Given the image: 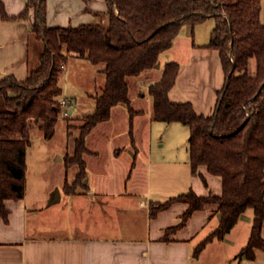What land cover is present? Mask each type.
Wrapping results in <instances>:
<instances>
[{
  "label": "trees",
  "instance_id": "1",
  "mask_svg": "<svg viewBox=\"0 0 264 264\" xmlns=\"http://www.w3.org/2000/svg\"><path fill=\"white\" fill-rule=\"evenodd\" d=\"M106 24L81 23L47 26L46 0H25L24 8L9 15L0 0V17L26 20L34 11L31 31L43 43L38 64L23 80L13 75L0 78V217L7 220L6 199H20L25 193L26 147L33 127L50 139L59 118L79 130L71 154L63 160L66 168L76 166L68 194L85 186L88 153L86 136L101 122L110 119L112 108L126 106L128 134L134 146L133 117L139 111L131 106L128 77L153 68L161 52L170 48L184 24L194 27L207 18L214 20L207 47L218 50L225 81L218 92L215 111L198 114L190 102L169 98L179 71V63L168 61L160 77L148 85L153 119L177 121L188 126V153L191 173L199 168L221 179V192L198 195L192 188L165 200H151L149 216L174 202L187 208L165 235L186 223L191 214L205 205L219 214L217 226L193 249L198 256L213 239H223L240 215L252 208L253 218L247 243L237 257L255 258L264 252L261 228L264 224V23L261 0H105ZM71 56L87 60L102 75V84L90 92L93 109L79 125L70 123L63 104L59 77ZM254 69H250V59ZM71 101V100H70ZM70 110V102L67 105ZM68 186V187H67ZM72 186V187H71ZM211 215V214H210Z\"/></svg>",
  "mask_w": 264,
  "mask_h": 264
},
{
  "label": "crops",
  "instance_id": "2",
  "mask_svg": "<svg viewBox=\"0 0 264 264\" xmlns=\"http://www.w3.org/2000/svg\"><path fill=\"white\" fill-rule=\"evenodd\" d=\"M1 1L9 15L19 13L25 6V0ZM94 3L95 0L88 3L86 0H46V24L47 26L65 27L66 24L72 25V23H90L88 18L92 13L88 11V6H93ZM260 18L264 23V0H261ZM210 19L207 18L194 27L189 24L182 25L172 46L161 52L159 58L165 51H170L175 43H181L182 49L174 52L175 54L171 53L170 56H166L162 63L158 58V62L154 66V68L159 67L162 73L166 62H178L179 71L174 86L169 90V98L175 102H190L194 110L203 115H210L215 111L218 92L225 81L218 50L206 46L214 21L210 22L211 25L208 26L206 34L202 32L201 28ZM33 21V9H29L26 20H4L0 17V78L11 74L17 79L23 80L28 72L37 66L43 43L31 31ZM86 61L83 58L71 56L62 72L64 79L70 80L73 76V66H85ZM67 64L72 67L69 69ZM94 69L92 68L90 72H95ZM77 75L78 73H76V77ZM85 93L87 94V92ZM63 95L71 100V112V106L76 105L80 95H69V93ZM142 95L145 97V93ZM118 106L121 107L120 111H126V116L129 119L124 104L114 106L111 116L114 108ZM132 108L139 111L133 117L134 146L131 145L128 137L127 145L117 148L115 153L120 156L125 152L132 158L131 168L127 175L129 180L131 175L136 173L133 170L138 163L141 160H146L143 177L146 175L148 181L147 200L139 201V205L146 206L145 212L140 213L137 209L133 211L131 217L128 218L130 228L125 230H120L115 222L106 226L105 229L97 225L96 222L91 225H71L63 229L58 227L46 229L43 227L44 225L42 226L43 221L40 223L39 218L37 219V215L43 211L48 213L47 208L44 210V207L35 212L33 208L36 209L37 206L27 203L25 193L22 198L17 200L6 199L4 203L8 209L7 220L0 217V264H199L209 249L215 250L217 256L227 252L229 264H264V252L260 249H256L254 259L236 256L248 241L253 218L252 208H247L240 215L236 224L223 239H213L208 242L198 256L193 255L194 247L219 222V214L213 212V206L205 205L203 208L195 210L184 225L170 232L166 238V229L178 223L180 215L188 204L174 202L151 217L148 209L150 201L167 199L170 195L167 197L164 192L170 188H176L180 192L192 188L198 195H206L209 191L220 193L221 179L209 173L205 166H200L199 171L206 179V186L199 175L191 173L188 142L187 148L185 147L187 159L183 158L182 165L178 162L180 158L178 156L181 154H177L176 150L166 153L168 156L160 155L165 146V140L162 137H157L156 141V147L160 152L154 153L150 124L146 145H140V137L135 135L137 128L134 118L142 114L143 111L134 106ZM85 155L92 156V153ZM85 160L84 184L89 186L90 172L87 170L86 156ZM154 165L158 169L156 174L159 175V178H153L155 191L152 190V166ZM99 194L103 195L101 192ZM87 197H94V192L90 195L87 194ZM108 205L109 202L106 205L107 208ZM113 206L115 207L117 204L115 205L111 201L110 207ZM103 208L102 206L101 210ZM140 218H142L141 225H139ZM261 235L264 238V224L261 228Z\"/></svg>",
  "mask_w": 264,
  "mask_h": 264
},
{
  "label": "rangeland",
  "instance_id": "3",
  "mask_svg": "<svg viewBox=\"0 0 264 264\" xmlns=\"http://www.w3.org/2000/svg\"><path fill=\"white\" fill-rule=\"evenodd\" d=\"M90 1L92 0H86L87 3ZM105 4V0H95L94 7L88 6V11L92 13L88 18L90 23L106 24ZM212 20L211 18L202 25V32H205V34ZM73 25L77 24L72 23ZM66 26L69 25L66 24ZM42 48L43 46L41 50ZM181 49L182 44L175 43L170 51H165L160 56L161 63L166 59V56H170L171 53ZM254 65V59L252 58L250 59L251 70L254 69ZM68 67L70 69L72 65H68ZM92 68H95V72H90ZM76 73H78L77 77ZM72 74L70 80H65L61 75L59 81L63 86V94L80 95L78 97L79 103L77 102L76 105L71 106L72 111L69 113V116H71L70 123L77 126L83 115L90 113L93 109L90 92H94L102 84V75L88 61H86L85 66L74 65ZM160 75L161 70L159 67H153L143 71L140 75L131 76L127 79L131 105L143 111L140 114L141 116L137 115L134 118L137 128L135 129V135L138 138L140 137V143H138L145 146L150 124L154 153L160 152L156 147V141L157 137H162L165 140V146L160 155L168 156L166 153L176 150L177 154H181V156H178V158L180 157L178 162L182 165L183 158L187 159L185 150L189 134L187 125L176 121L172 123L155 121L152 118L153 107L147 88ZM142 93H145V97H142ZM62 96L67 97L66 95ZM2 106L3 102L0 97V107ZM120 109L119 106L115 107L111 118L106 122L97 124L87 136L88 153H92V156L84 155L88 162L87 170L90 172L89 186L77 187V191L74 193L76 195L68 194L64 185H74L73 179L77 168L76 166L66 168L63 158L73 152L74 140L78 137L79 130L75 126L68 129L65 118H59L55 126V132L50 139L44 138L37 128H32L29 144L26 147L25 196L28 204L33 203L37 206L36 209L33 208L35 212L44 207V210L46 208L49 210L48 213L43 211L37 215V219L39 218L40 223L43 221L42 226L44 225L43 227L46 229L57 227L63 229L71 225H91L95 222L105 229L106 226L115 222L120 230H125L130 228L128 218L131 217L133 211L137 209L140 213L145 212L146 206L139 205V201L147 200L146 188L148 181L146 175L143 177L146 160H141L138 163L133 170L136 173L132 174L129 180L127 175L131 168L132 158L125 152L121 153L120 156L115 153L117 148H123L127 145L129 137V119L126 116V111H120ZM157 171L156 166H152V190L155 187L153 178H159V175L156 174ZM56 190L60 195L59 200L48 203L49 195L52 198ZM177 191L176 188H170L164 193L165 196H171L180 192ZM92 192H94V197L88 198L87 194L90 195ZM100 192L103 195H100ZM111 201L117 206L110 207ZM102 206L104 207L103 210H101ZM92 214L93 220L91 219ZM141 223L142 218H140L139 225ZM228 260L227 252L217 256L215 250L209 249L204 254L203 259L199 261V264H229Z\"/></svg>",
  "mask_w": 264,
  "mask_h": 264
},
{
  "label": "built area",
  "instance_id": "4",
  "mask_svg": "<svg viewBox=\"0 0 264 264\" xmlns=\"http://www.w3.org/2000/svg\"><path fill=\"white\" fill-rule=\"evenodd\" d=\"M69 102H70L69 99H63V100H62V104H63V106L66 108V109L63 111L62 116H65V115H67V114L70 113V110H68V106H67V105L69 104Z\"/></svg>",
  "mask_w": 264,
  "mask_h": 264
},
{
  "label": "water",
  "instance_id": "5",
  "mask_svg": "<svg viewBox=\"0 0 264 264\" xmlns=\"http://www.w3.org/2000/svg\"><path fill=\"white\" fill-rule=\"evenodd\" d=\"M59 198H60V195H59V193H58V190H56L55 191V193H54V195H53V197L52 198H50L49 197V200H48V203H50V202H54V201H57V200H59Z\"/></svg>",
  "mask_w": 264,
  "mask_h": 264
}]
</instances>
